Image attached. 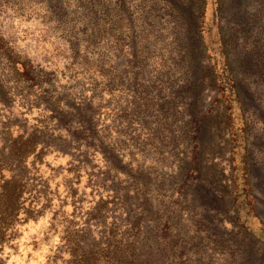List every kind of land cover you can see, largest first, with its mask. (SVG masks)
I'll list each match as a JSON object with an SVG mask.
<instances>
[{
  "label": "rangeland",
  "instance_id": "rangeland-1",
  "mask_svg": "<svg viewBox=\"0 0 264 264\" xmlns=\"http://www.w3.org/2000/svg\"><path fill=\"white\" fill-rule=\"evenodd\" d=\"M205 2L0 0V264H264V0Z\"/></svg>",
  "mask_w": 264,
  "mask_h": 264
},
{
  "label": "trees",
  "instance_id": "trees-1",
  "mask_svg": "<svg viewBox=\"0 0 264 264\" xmlns=\"http://www.w3.org/2000/svg\"><path fill=\"white\" fill-rule=\"evenodd\" d=\"M205 1L206 0H204V6L206 4ZM210 1L212 4V7H213V10H212L213 11V20H215V23H216L217 18H218V14H219V10L222 8V5H223V0H210ZM203 10H202V13L204 12ZM214 26H216V29L213 33L214 34V41L216 43H218V45L216 47L218 48V50L220 52L219 54H221L226 59V55L224 54L225 46L223 43V39L220 36V33L218 31V24H216ZM195 28H196V30L198 29V31L200 32V28H201L200 19L196 21ZM223 68L225 69L226 75H228L229 64L227 62H224ZM212 70H213V74L215 75V77L218 78L217 77L218 72L216 71V66L214 64L212 65ZM23 72L25 73L24 70H23ZM225 92H228L232 96L239 98L240 92H239L238 86L236 85V82L231 80V79H226L224 81L223 93H225ZM227 98H228V96H227ZM227 98L224 95H219L213 102L214 107H218L219 105H223L227 112L230 111L233 108V104L228 103ZM32 145H33V137L28 138L25 142H20V137H19L8 148V153L6 155L3 154V159L6 161H11L14 158L23 159V155H24V159H25L33 152L34 148ZM244 185H245V188H247L249 190L251 189L249 181H246ZM19 197H20L19 192L17 193L15 190L12 191V189L9 187V183L4 182L1 185V187H0V205L5 207L6 212H7V214L0 213L1 218H4L7 215L10 216L13 212L18 213ZM245 205L249 206L250 213L253 214V219H255L258 224H261L263 226L262 232H264V224L262 221H260L258 215L256 214V210H255V206H254L253 202L252 201H250V203L245 202ZM238 211H239V214H241L240 210H238ZM1 231H2V229L0 226V233L4 234V232L3 231L1 232ZM259 237L262 239V241H264V234L260 235Z\"/></svg>",
  "mask_w": 264,
  "mask_h": 264
}]
</instances>
